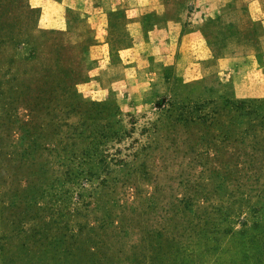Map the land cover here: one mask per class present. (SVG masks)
<instances>
[{
  "label": "rangeland",
  "instance_id": "obj_1",
  "mask_svg": "<svg viewBox=\"0 0 264 264\" xmlns=\"http://www.w3.org/2000/svg\"><path fill=\"white\" fill-rule=\"evenodd\" d=\"M164 3L174 44L210 4ZM231 8L218 13L224 35ZM81 15L58 0H0V264H264V79L169 67L144 94L132 72L126 90L87 98L80 84L99 75L84 51L116 61L150 43L120 10L96 47Z\"/></svg>",
  "mask_w": 264,
  "mask_h": 264
},
{
  "label": "crops",
  "instance_id": "obj_2",
  "mask_svg": "<svg viewBox=\"0 0 264 264\" xmlns=\"http://www.w3.org/2000/svg\"><path fill=\"white\" fill-rule=\"evenodd\" d=\"M238 1L208 0L211 5L200 6L199 10L196 8L193 10L198 13L199 22H202L203 27L211 20L207 18L211 15L208 11H214L218 39L214 45L221 49L218 52L204 36L201 25L181 33L176 44L170 41L173 30L171 31L172 27L169 25L170 18L164 0H58L60 6L80 11L81 16L85 17L88 23L93 24L94 31L91 36L96 47L107 44L109 16L120 10L125 11L127 25H135L136 32H140V35L150 43L145 55L140 53L132 59L123 57L116 61L94 55L90 50L84 51L82 57L91 70L96 71L99 78L81 83L79 92L84 93L87 98L96 99L98 95L113 90L119 92L126 90L128 74L133 72L137 75V88H140V92L144 94L151 87L157 70L169 67L177 70L187 79H196L210 73L232 76L251 83L264 79V0H246L247 10L242 21L240 18L243 15L241 16ZM229 3L232 4V16L239 18L228 23L233 25V29L232 32L224 35L221 33L222 27L218 26L222 25V17H219L218 13ZM191 6L188 9L189 15L194 14L189 11ZM188 20L192 19L188 16ZM237 23L243 25L252 23L255 26L256 37L250 38V34L246 33L244 28L239 29ZM127 30L130 31V27ZM80 35L82 38L79 40L84 42L88 35L85 33ZM228 42L232 43L233 47H229ZM132 45L138 46L135 43ZM132 45L120 47L118 54L128 55V51L133 49ZM225 47L229 48L225 50ZM133 82L135 80L129 84L130 88Z\"/></svg>",
  "mask_w": 264,
  "mask_h": 264
},
{
  "label": "trees",
  "instance_id": "obj_3",
  "mask_svg": "<svg viewBox=\"0 0 264 264\" xmlns=\"http://www.w3.org/2000/svg\"><path fill=\"white\" fill-rule=\"evenodd\" d=\"M201 120L203 121V120H205V119H203V117H201ZM263 124H264V122H263ZM150 264V263H149Z\"/></svg>",
  "mask_w": 264,
  "mask_h": 264
}]
</instances>
